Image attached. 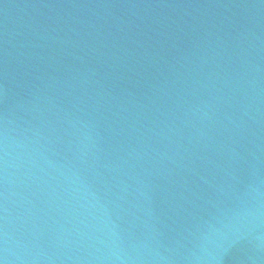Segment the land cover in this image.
Returning a JSON list of instances; mask_svg holds the SVG:
<instances>
[{
    "label": "water",
    "instance_id": "1",
    "mask_svg": "<svg viewBox=\"0 0 264 264\" xmlns=\"http://www.w3.org/2000/svg\"><path fill=\"white\" fill-rule=\"evenodd\" d=\"M3 264H264V0H0Z\"/></svg>",
    "mask_w": 264,
    "mask_h": 264
},
{
    "label": "snow or ice",
    "instance_id": "2",
    "mask_svg": "<svg viewBox=\"0 0 264 264\" xmlns=\"http://www.w3.org/2000/svg\"><path fill=\"white\" fill-rule=\"evenodd\" d=\"M0 264H3V262H2V261H0Z\"/></svg>",
    "mask_w": 264,
    "mask_h": 264
}]
</instances>
